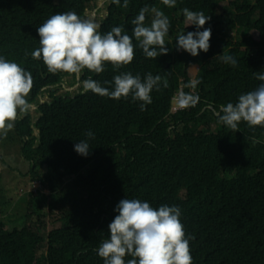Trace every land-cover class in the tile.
<instances>
[{
  "label": "trees",
  "instance_id": "trees-1",
  "mask_svg": "<svg viewBox=\"0 0 264 264\" xmlns=\"http://www.w3.org/2000/svg\"><path fill=\"white\" fill-rule=\"evenodd\" d=\"M99 1L0 0V56L33 78L27 99L35 115L29 110L13 130L27 173L40 183L27 193L21 223L0 218V264H103L97 250L109 238L108 225L118 215L114 208L124 198L179 206L185 234L194 237L193 264H264V127L241 121L233 131L217 116L221 105L264 83L253 75L264 73V0H176L174 7L162 0H128L127 8L124 0H103L102 34L122 26L131 36L140 8L163 11L170 21L167 54L147 58L133 37L130 64L114 70L106 62L102 73L84 69L79 77L51 73L42 59H33L39 25L57 12L83 17L88 5L98 10ZM184 8L210 16L203 26L211 28L210 47L197 56L177 50V35L197 30L186 26ZM151 19L149 12L145 23ZM238 28L244 33L237 35ZM225 54L237 60L235 67L220 59ZM191 65L197 66L194 76ZM121 71L162 77L145 110L131 95L112 99L84 92L83 85L72 95L57 94L89 77L108 87L103 82ZM194 77L201 81L197 105L170 112L174 93ZM44 93L49 99L41 101ZM88 130L93 137L85 135ZM80 140L90 146L87 156L74 150ZM45 212L55 213L61 224L42 236L31 224Z\"/></svg>",
  "mask_w": 264,
  "mask_h": 264
},
{
  "label": "clouds",
  "instance_id": "clouds-1",
  "mask_svg": "<svg viewBox=\"0 0 264 264\" xmlns=\"http://www.w3.org/2000/svg\"><path fill=\"white\" fill-rule=\"evenodd\" d=\"M119 5L120 0H112ZM168 7H174L176 0H162ZM128 7V0L122 5ZM152 13L150 24H146V14ZM188 25H195L196 31H184L176 37L177 50H184L192 56L200 51L207 52L210 47L211 28L203 26L210 16L203 11L182 9ZM134 26L132 35L126 34L122 26L112 27L106 33L100 32L101 25L94 16H81L75 11L57 12L47 18L36 29L39 47L31 55L41 60L51 73L65 72L77 77L87 69L96 74L105 70L110 63L114 70L130 64L135 56L133 37L147 58L156 59L167 54L165 37L170 28L169 18L163 11L145 5L139 9L131 21ZM185 26V27H186ZM203 28L202 31L199 29ZM27 55V54H26ZM220 59L233 67L237 60L232 55H222ZM259 81H264V73L254 72ZM162 77L147 73L143 79L139 74L121 71L112 81L101 82L91 77L83 81L84 92L91 91L112 99L132 96L142 101L141 110L152 102L151 92L159 90ZM201 81L190 79L179 90L175 103L178 109L195 107L199 102L196 87ZM33 87V78L29 71L18 63L0 56V135L6 136L13 130L15 122L26 114L32 105L27 97ZM163 87H168L163 80ZM191 89L185 92L183 89ZM222 113V114H221ZM218 120L233 131L239 130L241 121L249 126L264 127V83L254 90L241 94L237 102L221 105ZM85 135L93 137L88 130ZM74 150L83 156L89 154L90 146L86 140L74 145ZM118 215L108 225L109 238L101 241L97 254L103 264H193L189 240L181 223L179 206L160 205L153 207L147 201L139 199H121L114 208ZM125 256L132 259L125 261Z\"/></svg>",
  "mask_w": 264,
  "mask_h": 264
},
{
  "label": "rangeland",
  "instance_id": "rangeland-1",
  "mask_svg": "<svg viewBox=\"0 0 264 264\" xmlns=\"http://www.w3.org/2000/svg\"><path fill=\"white\" fill-rule=\"evenodd\" d=\"M228 2L229 0H223ZM97 8L88 5L85 16H94L96 21L100 23V17L104 14L103 0H100ZM187 23V20H186ZM244 33V29L238 28L237 35ZM253 37H257V32L252 31ZM197 66L191 65L189 72L194 76ZM83 83L75 84L71 87L59 88L57 94L69 91L71 95L80 89ZM49 96L44 93L40 100H48ZM35 115V107L30 109ZM103 148L107 144L106 141L100 143ZM28 162L21 157L20 141L14 136V130L7 133L6 136L0 135V218L10 221V223H21L22 217L26 212V201L28 192L40 188V183L31 180L28 172ZM48 193V191H45ZM61 223L57 219L55 213L45 212L38 223L31 224L42 236H45L50 228L59 226Z\"/></svg>",
  "mask_w": 264,
  "mask_h": 264
},
{
  "label": "built area",
  "instance_id": "built-area-1",
  "mask_svg": "<svg viewBox=\"0 0 264 264\" xmlns=\"http://www.w3.org/2000/svg\"><path fill=\"white\" fill-rule=\"evenodd\" d=\"M180 89H181V88H179V90H180ZM179 90L176 91V92L174 93V95L172 96V99H171V100H172V103H171V106H170V108H169V111H170V112H174V111L178 110V108H177V106H176V103H175V98H176V96H177Z\"/></svg>",
  "mask_w": 264,
  "mask_h": 264
}]
</instances>
